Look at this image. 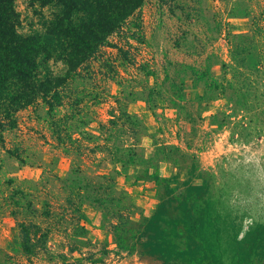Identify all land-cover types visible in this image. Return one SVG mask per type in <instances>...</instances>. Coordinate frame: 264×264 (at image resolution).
Masks as SVG:
<instances>
[{
    "label": "rangeland",
    "instance_id": "1",
    "mask_svg": "<svg viewBox=\"0 0 264 264\" xmlns=\"http://www.w3.org/2000/svg\"><path fill=\"white\" fill-rule=\"evenodd\" d=\"M14 1L21 34L57 10ZM142 26L119 75L93 60L71 79L55 122L15 113L0 264H264V0H146Z\"/></svg>",
    "mask_w": 264,
    "mask_h": 264
},
{
    "label": "trees",
    "instance_id": "2",
    "mask_svg": "<svg viewBox=\"0 0 264 264\" xmlns=\"http://www.w3.org/2000/svg\"><path fill=\"white\" fill-rule=\"evenodd\" d=\"M54 5L45 30L21 34V16L14 0H0V139L16 125L15 113L42 103L55 122L63 96L74 76L91 61L100 60L107 77L119 75L118 67L134 57L130 38L144 42L142 8L146 0H32ZM117 36L120 42H113ZM104 46L116 47L120 56H107ZM49 60L61 61L63 73H54ZM71 85V84H70ZM24 250L33 244L22 226Z\"/></svg>",
    "mask_w": 264,
    "mask_h": 264
}]
</instances>
